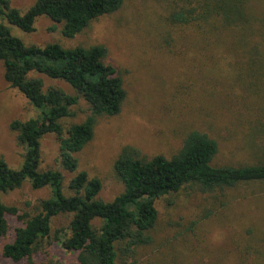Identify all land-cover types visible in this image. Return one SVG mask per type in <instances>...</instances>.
<instances>
[{
  "label": "rangeland",
  "instance_id": "1",
  "mask_svg": "<svg viewBox=\"0 0 264 264\" xmlns=\"http://www.w3.org/2000/svg\"><path fill=\"white\" fill-rule=\"evenodd\" d=\"M10 2L26 11L35 0ZM174 3L124 0L117 11L95 19L74 38L65 37L63 24L44 15L37 18L33 32L12 27L26 44L104 45L108 50L105 61L121 73L126 98L120 112L98 117L93 139L77 154L78 171L101 180V200L112 201L124 191L114 163L126 146L137 149L140 158L158 154L172 157L188 134L197 130L217 141L216 166L264 161V70L251 72L254 69L248 66L249 58L264 61V33L248 37L250 56L243 50L236 52L232 44L237 38L230 32L229 39L222 38V48L216 38L217 47L212 49L213 38L198 42L192 28L171 20ZM250 8L255 11L252 19L256 27L264 29V0L252 1ZM256 44L258 52L250 49ZM44 78L46 86H59L75 94L68 83ZM73 111V117L63 120L66 127L91 114L82 97ZM37 115L31 101L5 80L0 62V158L13 168L22 166L25 148L10 125ZM58 155L57 137L47 134L42 139L41 169L62 170L67 186L75 173L61 168ZM52 194L50 187L34 189L26 181L0 197L4 203L34 215L39 202ZM157 209V223L149 231L151 242L123 255L120 264H264V182L213 192L187 186L159 198ZM70 219L66 215L54 219L51 236L33 257L36 264H81L75 253L55 239L58 230L68 231ZM9 221L11 229L0 239V254L2 245L13 240L14 228L22 225L14 215ZM94 224L99 226L100 221ZM0 261L29 264L27 260L14 263L1 255Z\"/></svg>",
  "mask_w": 264,
  "mask_h": 264
},
{
  "label": "trees",
  "instance_id": "2",
  "mask_svg": "<svg viewBox=\"0 0 264 264\" xmlns=\"http://www.w3.org/2000/svg\"><path fill=\"white\" fill-rule=\"evenodd\" d=\"M252 1L257 0H175L170 17L174 23L192 28L198 42L213 38L212 49L217 47L216 38L222 48V38L229 39L230 32L237 38V43L232 44L233 48L236 45V52L243 50L250 56L248 37L264 33L252 19L255 13L250 8ZM123 2L35 0L26 11H21L10 0H0V62L4 78L38 110L36 117L14 120L10 125L25 154L20 168L11 167L5 158H0V195L26 181L34 189L50 187L53 192L39 202L34 215L4 203L0 197V239L10 232V215L22 223L14 228L13 240L4 243L1 249L0 255L14 263L27 260L36 264L33 257L51 236L54 219L66 215L71 216L69 229L58 230L55 239L75 253L81 264H120L123 255L151 242L149 231L158 220L159 198L187 186L196 185L204 192H213L242 183L264 182V161L216 166L213 160L219 149L217 141L195 130L172 157L158 154L150 159L140 158L137 149L124 147L114 163L124 191L112 201L98 198L101 180L78 171L77 154L93 139L98 117L120 112L126 98L121 73L114 64L105 61L108 50L104 45L26 44L12 32V27L33 32L37 18L44 15L63 24L65 37L74 38L95 19L117 11ZM250 49L258 52L259 46L251 45ZM248 66L254 69L251 72H261L264 61L253 62L249 58ZM44 76L68 83L75 94L59 86H46ZM81 97L89 103L91 114L83 122L66 127L63 120L75 115L73 107ZM50 133L59 141L61 168L75 173L67 186L62 170L41 169L42 139ZM95 220L100 221L99 226L94 224Z\"/></svg>",
  "mask_w": 264,
  "mask_h": 264
}]
</instances>
